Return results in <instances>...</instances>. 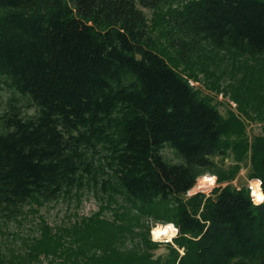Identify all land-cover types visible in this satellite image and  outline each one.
<instances>
[{
  "label": "trees",
  "instance_id": "trees-1",
  "mask_svg": "<svg viewBox=\"0 0 264 264\" xmlns=\"http://www.w3.org/2000/svg\"><path fill=\"white\" fill-rule=\"evenodd\" d=\"M171 1L182 0H0V75L38 107L32 117L2 119L0 218L17 220L28 200H53L76 185L90 171L85 147L112 142L116 128L112 178L125 201L176 204L170 220L182 253L165 264H264V201L254 203L247 187L181 198L198 169L226 152L236 125L157 50L142 8ZM166 16L182 46L202 38L264 52V0H193ZM164 143L184 163H168ZM249 176L264 181V138L254 143ZM102 220L71 229L42 221L23 247L0 246V264H158L121 251L114 226H126Z\"/></svg>",
  "mask_w": 264,
  "mask_h": 264
},
{
  "label": "rangeland",
  "instance_id": "rangeland-1",
  "mask_svg": "<svg viewBox=\"0 0 264 264\" xmlns=\"http://www.w3.org/2000/svg\"><path fill=\"white\" fill-rule=\"evenodd\" d=\"M189 1L193 0L171 1L155 9L142 10L157 50L202 98L224 117L234 119V133L225 138L229 146L226 152L211 156L210 167L198 169L197 184L202 183L204 177L216 180V186L205 194L208 196L215 188L246 187L256 178L249 176V170L254 143L264 138V52L251 53L245 46L235 48L227 43L218 47L202 38H184L186 44L180 45L177 41L183 38L166 22V15ZM12 111L29 118L38 113V107L28 95L17 91L0 75V129L4 115ZM116 130H112L114 139ZM114 139L112 142L108 139L93 141L85 147L90 171L82 172L76 185L64 190L56 199H30L20 207L17 220L1 217L0 246L23 247L21 239L35 235L42 221L55 229L99 214L102 221L126 226L123 229L114 226L123 252L149 255L158 264L167 263L175 251L182 253L174 240L170 242L168 237L153 234L157 224L173 223L170 220L176 207L173 201L139 207V204L125 201L117 189L112 178ZM160 153L170 164L184 163L183 157L168 143L162 145ZM189 197L185 193L181 198ZM118 215L121 219L114 221ZM33 264H45V259Z\"/></svg>",
  "mask_w": 264,
  "mask_h": 264
},
{
  "label": "built area",
  "instance_id": "built-area-1",
  "mask_svg": "<svg viewBox=\"0 0 264 264\" xmlns=\"http://www.w3.org/2000/svg\"><path fill=\"white\" fill-rule=\"evenodd\" d=\"M256 179L257 178L251 179L248 182L247 186H246L248 191H249V193H250V195H251V186L255 184ZM215 186H216L215 178H213V177H204V180H203L202 183H199V184L195 183V185L190 190H188L186 192V194L188 196L194 195L196 193L208 194ZM260 188H261V185H260ZM261 190H262V188H261ZM251 198H252V200H254V197H252V195H251ZM173 233H174V235H172L171 237L167 238V240L170 241V242H172L174 237H176V235H177V229H176L175 226L173 227Z\"/></svg>",
  "mask_w": 264,
  "mask_h": 264
},
{
  "label": "clouds",
  "instance_id": "clouds-1",
  "mask_svg": "<svg viewBox=\"0 0 264 264\" xmlns=\"http://www.w3.org/2000/svg\"><path fill=\"white\" fill-rule=\"evenodd\" d=\"M264 183L259 178L256 179L254 185L251 186V195L254 197L253 202L259 204L260 202L264 201V191L261 190L260 185ZM174 225L172 223H168L166 225H159L157 224L156 227L153 229L154 234L166 233L169 229H172Z\"/></svg>",
  "mask_w": 264,
  "mask_h": 264
},
{
  "label": "bare ground",
  "instance_id": "bare-ground-1",
  "mask_svg": "<svg viewBox=\"0 0 264 264\" xmlns=\"http://www.w3.org/2000/svg\"><path fill=\"white\" fill-rule=\"evenodd\" d=\"M173 228L172 229H169L166 233H160V234H154L156 237H171L173 234Z\"/></svg>",
  "mask_w": 264,
  "mask_h": 264
}]
</instances>
